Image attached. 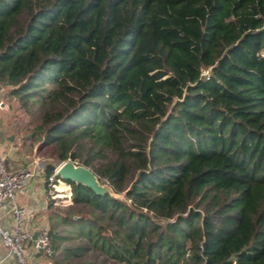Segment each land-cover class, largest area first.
Wrapping results in <instances>:
<instances>
[{"label":"trees","instance_id":"16d2710c","mask_svg":"<svg viewBox=\"0 0 264 264\" xmlns=\"http://www.w3.org/2000/svg\"><path fill=\"white\" fill-rule=\"evenodd\" d=\"M2 87L23 139L52 150L44 187L69 160L122 192L53 178L117 211L146 264L164 240L264 264V0H0Z\"/></svg>","mask_w":264,"mask_h":264},{"label":"rangeland","instance_id":"374dc122","mask_svg":"<svg viewBox=\"0 0 264 264\" xmlns=\"http://www.w3.org/2000/svg\"><path fill=\"white\" fill-rule=\"evenodd\" d=\"M5 93L6 87H2L0 100L5 98ZM5 103L6 108L2 114L0 113V141H7V143L11 141L10 145H15L18 147V151L28 155L18 168H31V159L29 158L31 154L35 157L33 159L40 161L42 165L53 163L47 158L52 152L50 147L36 152V143L23 139L27 117L17 108V102L9 99ZM48 189L53 198V213L48 217L47 226L41 228L47 230L49 223L53 224L56 238L51 255L40 254L41 263L146 264L140 250L133 249L132 240L125 237L123 228L118 225L117 211L98 212L88 203L75 201L71 195V187L60 180L49 183ZM111 196L124 197L122 192L113 193ZM139 220L142 222V217ZM150 220H146L143 230L142 235L145 239L152 238L162 230V223L156 225ZM194 228L195 224L189 231L191 232ZM172 234H174V230L165 232L164 236L167 238ZM168 245L167 240H164L153 251H150V258L154 260L153 264H200L191 257V254L196 252L192 247L175 250L174 248L168 249ZM28 246H30V242L25 243L26 250Z\"/></svg>","mask_w":264,"mask_h":264},{"label":"built area","instance_id":"2783aa9c","mask_svg":"<svg viewBox=\"0 0 264 264\" xmlns=\"http://www.w3.org/2000/svg\"><path fill=\"white\" fill-rule=\"evenodd\" d=\"M40 167L42 168V163L34 159L31 168L9 169L0 154V209L6 204L10 217L8 227L0 224V244L13 257L16 264H31L25 250L26 242L32 243L34 252H40L45 256H50L52 253L47 231L44 228L38 229L32 239L31 232L25 227L28 210L15 201L16 194L35 176ZM53 178L54 171L47 178L48 182L53 183Z\"/></svg>","mask_w":264,"mask_h":264},{"label":"crops","instance_id":"0c3cea01","mask_svg":"<svg viewBox=\"0 0 264 264\" xmlns=\"http://www.w3.org/2000/svg\"><path fill=\"white\" fill-rule=\"evenodd\" d=\"M7 100H0V113L4 112ZM1 116V115H0ZM8 140V139H6ZM11 142V141H10ZM0 141V154L5 159L9 169L20 167L25 157L23 152L18 151V147L10 145L11 143ZM31 163L34 160L32 154L29 156ZM48 185L44 187V179L42 169L37 170L35 176L28 180L23 189L16 194L15 201L23 205L28 210L25 227L33 234L37 229L47 226L49 216L53 213L52 200ZM0 224L8 227L10 225V217L7 205H3L0 209ZM31 246V247H30ZM26 253L28 261L31 264H43L40 260V254L34 252L32 243L30 242ZM0 264H16L13 257L9 255L6 249L0 244Z\"/></svg>","mask_w":264,"mask_h":264},{"label":"water","instance_id":"95a60500","mask_svg":"<svg viewBox=\"0 0 264 264\" xmlns=\"http://www.w3.org/2000/svg\"><path fill=\"white\" fill-rule=\"evenodd\" d=\"M54 176L61 180H67L85 186L97 195L109 194L111 196L113 194L110 187L105 183H100L91 170L82 165L74 164L69 160L60 163L55 168ZM35 234L36 232L31 235L32 239H34Z\"/></svg>","mask_w":264,"mask_h":264}]
</instances>
